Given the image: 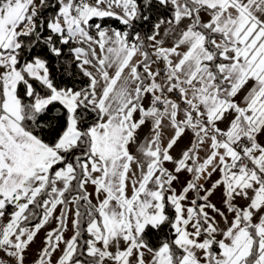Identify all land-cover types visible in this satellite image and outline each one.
Returning <instances> with one entry per match:
<instances>
[{
  "label": "snow or ice",
  "instance_id": "6c2138e0",
  "mask_svg": "<svg viewBox=\"0 0 264 264\" xmlns=\"http://www.w3.org/2000/svg\"><path fill=\"white\" fill-rule=\"evenodd\" d=\"M0 264H264V0H0Z\"/></svg>",
  "mask_w": 264,
  "mask_h": 264
}]
</instances>
